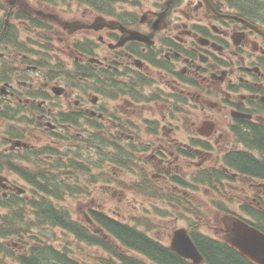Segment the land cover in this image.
<instances>
[{
  "label": "flooded vegetation",
  "instance_id": "af4514ba",
  "mask_svg": "<svg viewBox=\"0 0 264 264\" xmlns=\"http://www.w3.org/2000/svg\"><path fill=\"white\" fill-rule=\"evenodd\" d=\"M106 1H79L88 10L76 20L66 19L69 6L59 10L43 0H2L0 118L27 126L32 121L35 133L49 130L56 138L84 135L89 124L81 121L91 116L98 120L97 131L113 139L114 150L129 154L138 188L147 182L158 186L146 195L163 201L168 210H158L161 215L206 217L201 214L213 202L199 191L211 188L241 211L217 205L224 213L264 218V167L246 171L239 158L250 156L264 166V0H157L134 13L102 6ZM40 11L82 21L85 28L70 33ZM100 17L124 30L89 28ZM16 26L36 31L32 47L20 42ZM60 30L69 42L58 37ZM77 78L82 87L74 83ZM78 113L81 121H73ZM12 128L4 143L23 142V133ZM28 148L23 159H33L30 165L36 157L52 165L58 160L54 143ZM17 149L0 151V169L36 173L28 164H14ZM17 185L9 179L0 195L12 202L19 196ZM101 211L88 210L84 231L93 247L105 250V239L111 238L93 220L104 217ZM220 228H214L218 236ZM192 237L215 241L204 233ZM112 240L107 242L116 245ZM155 242L168 248V242ZM119 250L113 257L120 264H154L144 250Z\"/></svg>",
  "mask_w": 264,
  "mask_h": 264
},
{
  "label": "rangeland",
  "instance_id": "374dc122",
  "mask_svg": "<svg viewBox=\"0 0 264 264\" xmlns=\"http://www.w3.org/2000/svg\"><path fill=\"white\" fill-rule=\"evenodd\" d=\"M46 3L51 4L52 6H56L55 8L59 10H63L66 8V6H69L68 11L71 13V15H67V18L70 19H76L80 20L81 16L85 11H87V7L84 5H81L79 1L83 0H43ZM157 0H107L106 3H101L102 6H108L109 4H113V6L118 7V10L124 11H131L132 13L135 12V9L137 6H141L142 12L149 8L150 3H154ZM0 3H2V0H0ZM142 4V5H141ZM19 33V40L24 45L25 43L28 44L30 47L33 46L34 41L37 39L36 31L33 30H26V27L21 28L20 26H16ZM62 30L58 31V37L64 38L67 40V42L70 41V38L66 36L64 32H61ZM83 35V33L79 32L77 35V38H80ZM76 39V38H75ZM62 49H65L64 47H61ZM65 57V56H64ZM66 59L68 57H65ZM70 61V59H69ZM33 74H29V76H32ZM78 86L82 87L80 84V80L78 78L74 82ZM74 102L69 103L68 106H74ZM67 104H64L63 108L67 109ZM71 111L73 109H70ZM36 123H33L31 121V124L29 126L25 125L24 123L19 124V122H10L7 120H2L0 118V151H4L5 148H10L11 144L7 142L4 143L5 138L9 137V134L6 133V130L8 126H12V133L15 130H20V133H23V142L27 143L29 147H32L31 149H36L41 146L47 145L49 143H54L55 147H60L62 149L63 144L60 140H56L53 136H50L49 130H45L46 133L39 134V132L36 130V133L34 132V127ZM78 130L76 131V133ZM79 133V132H78ZM66 135V134H65ZM76 134H73L70 136L73 137ZM65 139H69V137H64ZM80 141L73 142L75 144L74 152H72L69 157L74 159L75 153H82L88 160H92L93 162L90 163V166L94 169L93 174L99 178L100 181H103L100 178L101 170L99 169L100 166L106 167L105 160L103 155L104 154H114L113 151H89V150H81L83 147H85V143L82 142V140L78 137ZM25 149V148H24ZM29 149V148H28ZM27 149V150H28ZM16 153L15 155L17 157H20L19 159L15 160L18 161L14 163L15 165L19 166H26L31 161H34L33 159H29L28 162H26L23 157L25 156V153L23 151V148H19L17 150H14ZM36 165H30L31 168L36 169L39 171V173H44V175L48 178H54L58 175L60 177H65L66 174L61 175L63 172H58V169H54L53 166H50V160H45V158H37L36 157ZM104 160V161H103ZM103 161V162H101ZM96 164V165H95ZM190 166V165H188ZM115 172V173H114ZM113 179H116V185L110 184L108 185V188L103 187L102 185L104 183H99L97 185H93L90 187V190L93 194L89 197L79 195L77 197H66L64 200L60 201V203L70 211L72 217L74 219L80 220L86 224V226L89 225L88 223V217H91L90 213L88 212V207L91 205H94L95 202L104 200L103 203H100L102 206H104V209L106 210V214L110 215L111 217H115V219L119 221H124L127 223L132 224L133 221L130 218H127L128 215H134L138 218H142V213H144L143 206L149 207V209L153 210L154 206H156L157 209L163 208V213L168 210L166 208V205L163 204L162 200H159L158 197H149L147 195H141L136 191L130 190L129 187L131 184H133L135 180V177H132V174L130 170L126 169L124 172L121 170H114ZM69 173V172H64ZM3 175L7 176L12 181H17L21 185V187L25 188L27 190L26 199L29 201H32L36 199L35 194L31 191V187L28 184H25V182L15 173L5 171ZM112 179V178H109ZM150 179V178H149ZM117 182H120L122 184H118ZM81 184L86 187L85 192L88 190V184L85 182V180H81ZM72 187L80 188V184L76 183L72 185ZM155 187H158L155 185ZM98 188V192H97ZM207 189H210L212 192L208 191ZM103 190L105 193H103ZM200 195L202 194V198H205L208 203H210V200H219L218 197L214 195L213 190L211 188H202L201 191H199ZM198 195L199 197H201ZM83 196V197H82ZM56 201V200H55ZM235 202L232 204L228 201L223 202L224 207H230L232 210L236 211V213L241 214V211L238 210V206L235 207ZM212 208H210L207 212L201 215H205L207 218L206 225L204 228H201L197 230L201 231L202 233L206 234L207 236L216 237V234L214 232V227L218 226V215L220 216L222 214V211L218 208L217 205H211ZM203 208V206H201ZM25 217L28 218V220H32L35 224L33 227V231H29V233H23L20 236V239L13 238L9 240L3 241L5 247L9 252L14 255V259H6L4 258L5 263L4 264H17V258L21 256L22 254H25L26 251L32 247L35 246V243H40V241H44L47 244H53L54 246H57L59 249L62 250H68L71 254L79 255L86 259L89 264H119V262L114 259L111 260V257L109 256L111 253L107 252L106 250H103L99 247H90L88 245L80 243L73 235H69V233H66L58 230V229H48V228H41L38 225V222H36V215L32 211L31 207L24 206ZM2 214H7L10 216L14 213V211H0ZM151 212V211H150ZM153 214H150V218H148V222L151 223V226L153 227V230H149L145 225H136L138 226V229L146 232L150 237H152L155 240H162L163 242L170 243L173 233L175 230L179 228H189L190 222H192L191 219H188L185 217L186 213L173 211L172 215H161L159 213L152 212ZM158 214V215H157ZM145 216V217H148ZM246 217V216H245ZM195 224L200 223V221L194 216ZM250 219V218H249ZM38 226V227H37ZM209 226V227H208ZM113 248L119 249L117 245H113ZM120 251V250H119ZM2 258V257H1Z\"/></svg>",
  "mask_w": 264,
  "mask_h": 264
},
{
  "label": "trees",
  "instance_id": "16d2710c",
  "mask_svg": "<svg viewBox=\"0 0 264 264\" xmlns=\"http://www.w3.org/2000/svg\"><path fill=\"white\" fill-rule=\"evenodd\" d=\"M246 2L245 4H247ZM248 7L255 8L252 3L247 4ZM257 8V7H256ZM113 145H106V147H111ZM241 158L240 163L242 168L250 172H258L259 167L258 162L250 156L239 155ZM72 163V162H71ZM72 165V166H71ZM65 168H69V171L74 173H83L87 170L86 166L81 163H72ZM240 166V169H242ZM10 170L20 174L22 178L26 180L31 186L35 187L37 190H41L45 194H56L57 192H73L71 186L66 185L64 182H50L47 181V185L43 184L42 181L45 180L44 173H36L28 168L12 169ZM4 169H0L2 171ZM210 177V176H209ZM16 204L18 207L23 203ZM32 208L36 210V221L41 228L62 229L72 235H75L77 239L82 242L92 241L86 232L81 229L79 223L74 222L66 209L61 208L58 210L54 207V204L46 201L42 198V201L29 203ZM0 207L11 209L13 208L9 205L7 200L1 199L0 197ZM15 208V207H14ZM203 221L205 219H202ZM258 228L264 231V219H258ZM99 222L102 227L105 228L111 235L119 239L122 244L136 250H144L151 258L156 261L157 264H190L180 257H178L174 252L168 248L161 247L155 241L150 240L144 234L138 233L136 230L128 228L120 223L109 219L108 217L99 218ZM35 226L32 220L21 218V216L7 217L0 215V264H4V256L7 255V249L3 243L4 240L10 238H18L23 233H29L31 229ZM38 227V226H37ZM197 238V237H196ZM39 247H33L30 256L19 257L18 261L20 264H79L66 252H61L55 247L48 245L45 242L39 243ZM200 251L206 258L209 264H253L240 256L234 249L229 247L227 244L221 241H212L201 237V240H197ZM106 246V243H105ZM9 256L15 258L9 253ZM2 257V258H1Z\"/></svg>",
  "mask_w": 264,
  "mask_h": 264
},
{
  "label": "water",
  "instance_id": "95a60500",
  "mask_svg": "<svg viewBox=\"0 0 264 264\" xmlns=\"http://www.w3.org/2000/svg\"><path fill=\"white\" fill-rule=\"evenodd\" d=\"M38 13L45 19L57 22L65 30H69L70 33L85 28V25L79 21L65 22L56 15L45 14L43 11ZM105 27L117 29L120 26L117 22L107 21L104 18H98L93 25L89 26V28L95 30H101ZM4 181L6 179L2 178L0 185ZM222 222L224 225V235L222 238L225 242L232 248H235L243 258L255 264H264V232L239 218L231 216H225ZM172 249L183 258L191 260L193 264H203L204 262V258L197 246L185 230L176 231L172 242Z\"/></svg>",
  "mask_w": 264,
  "mask_h": 264
}]
</instances>
